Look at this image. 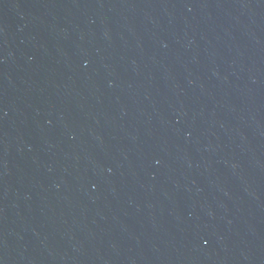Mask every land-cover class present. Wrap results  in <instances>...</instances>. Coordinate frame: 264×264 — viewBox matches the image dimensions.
<instances>
[{
	"label": "water",
	"instance_id": "obj_1",
	"mask_svg": "<svg viewBox=\"0 0 264 264\" xmlns=\"http://www.w3.org/2000/svg\"><path fill=\"white\" fill-rule=\"evenodd\" d=\"M28 264H264V0H132Z\"/></svg>",
	"mask_w": 264,
	"mask_h": 264
}]
</instances>
